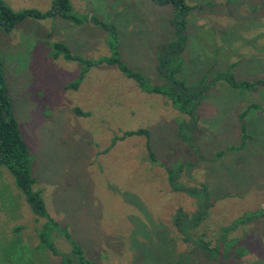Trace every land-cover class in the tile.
I'll list each match as a JSON object with an SVG mask.
<instances>
[{"label":"rangeland","instance_id":"obj_1","mask_svg":"<svg viewBox=\"0 0 264 264\" xmlns=\"http://www.w3.org/2000/svg\"><path fill=\"white\" fill-rule=\"evenodd\" d=\"M2 1L12 10L41 12L52 3ZM185 1L192 9L177 77L187 86L226 72L237 80L264 81V0ZM70 2L80 24L61 16L26 17L10 31L0 28V60L14 116L46 210V216L34 213L0 164V264H82L64 229L87 264L235 263L236 245L226 258L208 260L197 245L203 238L220 249L223 239H240L248 251L236 264H264V217L237 223L264 208L263 113L248 111L243 122L249 137L242 149L232 148L242 134L240 118L232 114L233 96L264 107V87L251 92L219 81L213 89L222 91L211 93L212 102L202 104L199 116L214 114V101L220 113L200 120L193 139H186L183 122L189 116L168 97L147 93L105 62L89 66L80 78L84 63L56 56L54 48L64 43L72 54L91 61L112 55L109 32L88 20L94 15L115 26L117 55L127 66L150 85L163 84L155 46L174 38L172 7L150 0ZM200 19L205 24L195 25ZM228 50L235 67L219 60ZM75 81L76 87L68 86ZM224 109L226 118L219 122ZM139 128L149 137L124 135ZM167 168L176 172L175 185L196 192L172 189ZM179 210L187 218L205 214L196 227H180L174 219Z\"/></svg>","mask_w":264,"mask_h":264},{"label":"trees","instance_id":"obj_2","mask_svg":"<svg viewBox=\"0 0 264 264\" xmlns=\"http://www.w3.org/2000/svg\"><path fill=\"white\" fill-rule=\"evenodd\" d=\"M154 4L164 6L170 5L173 9V16L171 18V25L174 30V38L171 41L163 42L156 46L157 53V65L156 70L160 78L163 80V84L160 85H150L147 78L138 71H135L127 66V64L117 55L116 49V38L117 30L111 23L105 22L98 17L92 15L88 17L89 21L94 22L96 25L107 30L111 35L110 47L113 50L112 55L99 59L97 61L85 60L75 54H72L68 49L67 45L61 42H56L54 44L55 55L58 56L60 53L64 55L67 59L78 60L84 63V69L80 74V78L83 77L84 73L87 71L89 66H93L98 63H108L111 65H116L118 69L128 78L133 79L144 91L149 93H159L170 98L172 104L178 108L181 112L188 114L190 116V122H186L185 127L188 132H186V139H193V130L196 131L197 122V111L200 102L205 97L206 92L209 88L214 86L218 81L224 80L230 86L238 89H248L253 90L257 83L250 82L246 80H237L231 72L218 73L212 78L211 82L206 81V77L202 78L201 81L193 86H187L185 82L177 77V73L180 70L179 61L181 53L185 47L187 39V16L192 9L187 5L185 0H150ZM71 2L70 0H52L51 6L48 10L41 12L36 9H22V10H12L7 4L0 0V28L4 31H10L17 24H19L26 17H33L38 19H44L47 17L61 16L62 18L73 22L74 24H80L83 20L81 17L71 13ZM78 81L69 84V87H76ZM13 100L9 94V89L4 76L2 61L0 60V164L5 165L14 177L15 184L22 191L26 201L33 210L34 213L40 216H46V210L44 207V201L38 190H35L34 184L36 182L35 178L32 176L30 168V154L27 144L20 132L18 127V122L13 112ZM250 108H259L264 112L259 104L253 103L244 109L239 114L241 121V142L237 146H230L234 149H242L245 146L246 139L249 137L246 133L245 124L243 123V117L247 110ZM78 115H82L81 111L76 110ZM149 131L147 129L139 128L137 130H130L125 132L124 135L133 134H145L149 137ZM195 133V132H194ZM185 138V136H183ZM149 150V157L154 160L155 156L149 143H147ZM222 151L217 153V156H221ZM178 172H182V168L178 167L176 169ZM168 172L169 181L172 185V189L181 190L183 192H189L194 194L196 191L191 188H184L175 185L174 179L176 177V172L173 169L166 170ZM205 214V210L199 211L192 215L190 218L182 212L178 211L175 215V224L177 226L183 227V224L193 228L196 227L200 216ZM254 217H264V208H258L252 211L251 215L247 214L237 220V223L245 222ZM232 228L235 227L233 224ZM182 229V228H181ZM228 228L223 231V236L228 232ZM64 235L70 240L73 246V253L79 256V260L82 264H87L84 260L82 248L79 247L76 242L71 239L68 232L64 229ZM241 240H226L221 241L222 250L218 245H211V242H207L203 239H199L197 245L202 252H205L206 258L208 260H213L217 256H222L220 258L227 257V250L236 245L235 253L232 258L235 257L236 264L244 251H248L243 246ZM235 247V246H234ZM233 247V248H234ZM53 250V247H50ZM54 251V250H53ZM60 264H69L68 260L62 261ZM219 264H228L227 260Z\"/></svg>","mask_w":264,"mask_h":264},{"label":"crops","instance_id":"obj_3","mask_svg":"<svg viewBox=\"0 0 264 264\" xmlns=\"http://www.w3.org/2000/svg\"><path fill=\"white\" fill-rule=\"evenodd\" d=\"M191 12V11H190ZM189 12V13H190ZM189 15V14H188ZM187 19H189V16H187ZM203 24H205V23H203V21L200 19V20H197L196 22H195V25H203ZM187 26H188V21H187ZM171 28L173 29V26H171ZM187 39H188V29H187ZM187 39H186V41H187ZM186 44V43H185ZM156 47V46H155ZM185 47H186V45H185ZM185 47H184V49H185ZM184 49H183V51L182 52H184ZM228 51H230V50H228ZM228 51H226V52H224V55L222 56V55H218V57H219V60H223L225 63H227V65H229L230 67H235L234 66V64L235 63H233L234 62V59H233V52H228ZM264 52V51H263ZM156 56H157V53H156ZM213 61H214V59H213V57H211V56H209ZM262 59H264V55H263V57H261ZM239 59V58H238ZM156 60H157V58H156ZM156 63H157V61H156ZM157 65V64H156ZM210 67H213V64L212 65H209L208 66V68H210ZM262 73H264V68L262 69ZM217 75V74H216ZM204 77H206V81L207 82H211V80H212V78L213 77H215V75L214 76H212V77H209V76H204ZM237 79V78H236ZM221 81V80H220ZM219 82V81H218ZM216 83L214 86H212L211 88H209L207 91V94L205 95V97L202 99V101L200 102V105H199V108H198V111H197V122H196V129H197V123L199 124V121L200 120H202V119H204V120H208L207 119V117H213L214 115H216V114H219L220 113V111H221V108L215 103V101H214V106H215V113L214 114H207L208 116L206 117V116H204L202 119H200V114H199V109H200V107L202 106V104H208V103H211L212 101L211 100H209V97L211 96V93L212 92H214V91H216V92H218V93H220L222 90H220V91H218V90H214L213 89V87H215L216 85H219V83ZM259 84V85H258ZM221 85H223V84H220V86ZM223 86H225V90H227L228 89V87L226 86V85H223ZM232 87V86H231ZM259 87H264V81H262L261 79L260 80H257V85H256V87L253 89V90H248V89H245V90H248V91H251V92H256L257 90H258V88ZM234 88V87H233ZM224 90V91H225ZM240 90V89H239ZM210 91V92H209ZM147 93H149V92H147ZM263 92H262V90L261 91H259L258 93H256L257 94V98L258 97H260L261 95L263 96V94H262ZM154 94H159V93H154ZM210 94V95H209ZM161 96H165V95H163V94H160ZM165 97H167V96H165ZM208 97V98H207ZM169 100H170V98H169ZM240 100H243V98L242 99H238V97L237 96H233V102H234V109H233V113L232 114H236V117L237 116H239V114L242 112V111H244V109H246V107L247 106H249V105H251V104H253V103H255V102H252V103H247V102H245L244 100H243V102L244 103H246L244 106H243V109L241 110V105L239 104V102H240ZM170 103H171V105H173L172 104V102H171V100H170ZM257 104H259V103H257ZM222 105H223V107H224V104L222 103ZM242 105H243V103H242ZM261 107H262V105L261 104H259ZM239 106V107H238ZM237 108H239L236 112H235V110L237 109ZM262 108H264V107H262ZM249 110H255V111H258V112H261V113H263L264 114V112H262L259 108H250ZM249 110H247V112H246V114L248 113V111ZM224 112H225V114L224 115H221L220 116V119H219V122H221L222 121V119L223 118H226V109H224ZM185 114V113H184ZM246 114L244 115V116H246ZM186 115H188V114H186ZM189 116V115H188ZM233 116V115H232ZM186 121V120H185ZM187 123L188 122H190V116H189V119L186 121ZM186 122H183V123H186ZM244 123V122H243ZM198 128H199V125H198Z\"/></svg>","mask_w":264,"mask_h":264}]
</instances>
